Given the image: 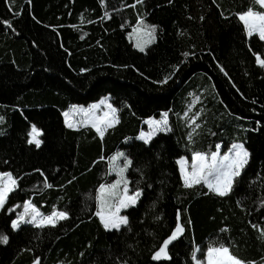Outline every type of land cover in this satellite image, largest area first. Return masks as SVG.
Instances as JSON below:
<instances>
[{
  "label": "trees",
  "instance_id": "1",
  "mask_svg": "<svg viewBox=\"0 0 264 264\" xmlns=\"http://www.w3.org/2000/svg\"><path fill=\"white\" fill-rule=\"evenodd\" d=\"M133 3L14 0L10 9L9 0H0V21L11 20L15 29L0 23V171L19 178L5 205L13 211L0 210V234L9 237L0 243V264H193V245L206 251L220 243L245 261L264 264V240L258 238L264 229V68L254 55L264 58V41L248 37L236 15L250 6L264 9L253 0L125 6ZM105 11L111 19H101ZM141 16L158 26L144 52L129 36ZM166 76L167 83H157ZM105 97L120 122L103 140L91 128L66 126L63 113L71 105L87 107ZM192 97L200 124L194 143L183 121ZM166 111L171 131L148 144L135 139L145 120ZM32 124L43 133L39 148L27 143ZM240 142L250 158L231 195L182 187L180 157ZM116 151L133 159L126 173L130 190L143 189L136 205L121 210L129 226L119 231L105 230L95 215L99 186L113 181L108 158ZM45 177L52 188L44 187ZM26 200L45 215L56 209L69 218L55 227L14 230L11 221ZM177 209L182 222L190 217L192 224L169 246L171 259L155 261Z\"/></svg>",
  "mask_w": 264,
  "mask_h": 264
},
{
  "label": "snow or ice",
  "instance_id": "2",
  "mask_svg": "<svg viewBox=\"0 0 264 264\" xmlns=\"http://www.w3.org/2000/svg\"><path fill=\"white\" fill-rule=\"evenodd\" d=\"M145 0H135V3L131 5H125L126 7L135 8L138 5L144 4ZM171 3V0H169ZM31 3V0H28ZM254 5H258L261 9H264V0H253ZM14 4V0H9V8L11 9ZM100 4L107 7L106 0H100ZM14 15L19 16L20 13L16 12ZM239 20L243 23L244 30L248 37H253L257 34L261 41H264V10H255L250 6L245 11L238 12L236 14ZM101 19H111V14L108 11L104 12V16ZM203 19V17H200ZM83 22V17H82ZM91 22V21H89ZM0 23L7 28H12L13 23L11 20H2ZM123 27V25H122ZM157 25L147 24L141 16L137 20L136 27L133 28L132 33L129 34L130 38L135 37V47L141 52L145 51V48L154 42L157 33ZM83 39V37H81ZM185 57L189 55H195V53L185 52ZM256 56V64L261 68H264V58H261L260 54L254 53ZM125 67H127L125 65ZM179 70V66H176ZM81 71H88L87 69H81ZM220 71L225 76L228 75L223 66H220ZM171 78L166 76L163 80L157 81V83L164 84ZM235 86V85H234ZM239 91V89H237ZM191 107V106H190ZM79 117L78 120L73 122L70 119L71 116ZM65 117L64 123L69 129L76 128L80 125H90L95 129L99 138L103 140L105 133L110 128H114L118 124L119 116L118 109L109 102L108 98L101 99L98 103H94L85 108L81 105H72L70 111L63 113ZM188 116V113H185ZM199 116L197 113L190 120V125H194L191 131L188 132V140L194 143V135L196 130L200 128V124L196 123V118ZM4 117L0 116V123H2ZM148 126V130H141L137 139L148 144L152 141L159 132L171 131L169 126L168 112H163L160 119L149 117L145 120ZM42 130L35 124L31 125V129L28 132L27 143L35 145L39 148L43 141L40 139ZM214 134V133H213ZM216 150L210 153L202 151H192L191 163L186 157H180L177 160L179 164L180 179L182 180V187L186 190L195 189L197 186H206L208 192L205 195L211 193L218 197H228L234 191L236 185V178L240 177L246 165L249 162L250 153L243 143H233L231 147L221 154V145L217 144ZM123 159L121 164L119 161ZM104 159L103 156L100 157ZM109 170L115 172L117 179L111 184H101L99 186L96 201L97 211L95 215L99 217L101 224L105 230H117L122 227L129 226V218L127 215H121L122 209H127L137 204L140 197L143 194V189L137 187L133 190L129 188V180L126 173L133 166V159L124 152H117L115 155L108 158ZM36 171H40L37 169ZM139 171V169H137ZM41 175L43 173L41 172ZM18 177L14 176L11 171H0V210H6L12 212V208H5V205L9 199L11 193H13L18 187ZM71 181H69L70 183ZM44 187L52 188L53 184L49 183L47 177L44 179ZM151 187V185H149ZM69 213L67 211H61L54 209L50 214H43L40 209L33 203L32 200H26L23 202V212L17 214L16 219L11 221V228L19 230L21 225L29 224L34 225L36 228H44L46 226L55 227L60 221L67 220ZM192 224V220L189 217L187 223L182 222V214L180 209L176 210L175 227L171 230L170 235L163 240L158 250L153 253L152 259L155 261L170 260V245L177 242L184 236L188 225ZM252 227L258 228L253 224ZM226 228H222L221 231H226ZM259 239L264 240V229H260ZM9 242L8 235L0 234V243L7 244ZM198 253L203 256V259L198 257ZM191 260L193 264H255L254 261H245L237 257L230 249L229 245L224 243L209 244L206 251H203L199 246L193 245L191 251ZM34 264H40L39 259L34 260ZM122 264H128L125 260Z\"/></svg>",
  "mask_w": 264,
  "mask_h": 264
},
{
  "label": "rangeland",
  "instance_id": "3",
  "mask_svg": "<svg viewBox=\"0 0 264 264\" xmlns=\"http://www.w3.org/2000/svg\"><path fill=\"white\" fill-rule=\"evenodd\" d=\"M132 41H133V43H136V39H135V37H132ZM108 98V97H107ZM103 99V98H102ZM108 100H109V98H108ZM197 98L196 97H192L191 98V100H190V102H189V107H188V109H187V113H188V116L186 117L185 115V117H184V119H183V121L186 123V125L188 126V127H194V125H190V120H191V118L193 117V116H195L196 115V111L194 110V106L197 104L196 102H197ZM110 102V101H109ZM98 103V102H97ZM74 105H78V104H74ZM72 106V105H71ZM82 106V105H81ZM90 106V105H89ZM89 106H87V107H89ZM191 106V107H190ZM84 107V106H83ZM87 107H85V108H87ZM71 110V107H69V109L67 110V111H70ZM162 115V114H161ZM161 115L160 116H158V118H156V117H153V118H156V119H160L161 118ZM65 118V117H64ZM70 119H72L73 120V122H75L76 120H78L79 119V117H77V116H75V115H73V116H71L70 117ZM81 127H87V128H91V126L90 125H87V126H84V125H80V126H78V127H76V128H81ZM91 129H93V128H91ZM94 131H95V129H93ZM142 130H144V131H147L148 130V126H147V124L145 123V125H144V128L142 129ZM139 136V134L136 136V138L135 139H137V137ZM137 140H139V139H137ZM241 143V142H240ZM233 143H231V144H229L228 145V149L231 147V145H232ZM227 149V150H228ZM216 150V149H215ZM227 150H225V151H222L221 150V154H223L224 152H226ZM117 152H120V151H116V153ZM116 153H114L113 155H115ZM112 155V156H113ZM187 158V157H186ZM188 159V161H189V164L191 163V157L190 158H187ZM121 164L123 163V159L121 158V160L119 161ZM178 166H179V164H178ZM111 174L113 175V177H112V179H113V181L111 182V183H113L116 179H117V176H116V173L115 172H111ZM111 183H107V184H111ZM97 207V206H96ZM22 212H23V209H22ZM19 214V213H18ZM99 218V217H98ZM16 219V218H15Z\"/></svg>",
  "mask_w": 264,
  "mask_h": 264
},
{
  "label": "crops",
  "instance_id": "4",
  "mask_svg": "<svg viewBox=\"0 0 264 264\" xmlns=\"http://www.w3.org/2000/svg\"><path fill=\"white\" fill-rule=\"evenodd\" d=\"M136 27V26H135ZM133 30V29H132Z\"/></svg>",
  "mask_w": 264,
  "mask_h": 264
}]
</instances>
